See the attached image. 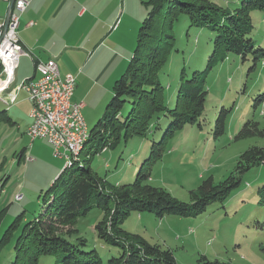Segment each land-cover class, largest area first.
Returning <instances> with one entry per match:
<instances>
[{
  "label": "rangeland",
  "instance_id": "374dc122",
  "mask_svg": "<svg viewBox=\"0 0 264 264\" xmlns=\"http://www.w3.org/2000/svg\"><path fill=\"white\" fill-rule=\"evenodd\" d=\"M114 4L117 11L102 38L111 27L117 29L123 19L121 34L117 33L101 47L96 59L85 70L89 79L85 78L79 89L81 96L91 88L96 100H106L96 118L91 116L90 119L87 113L95 104L85 102L87 108L83 107L82 111L90 133L106 114L107 105L114 97L115 81L126 71L137 48L140 29L153 8V0H118ZM252 18L254 27L250 36L264 50V12L253 10ZM173 34L172 50L160 78L167 87L170 101L175 103L181 83L192 78L196 71L203 73L208 94L202 127L186 124L165 141H161L163 135L156 141L150 136L122 140L95 155L91 165L111 182L127 183L135 180L145 164L151 184L164 187L178 199L190 202L192 191L204 180L213 176L216 183L222 181L234 170L244 151L264 146V135L238 137L249 120L258 122L260 129H264V56L261 51L257 63L254 54L245 59L234 53H216L214 31L207 26L192 25L186 13L178 15ZM115 51H119L121 58ZM33 68L32 62L23 59L15 84ZM224 107L231 112L225 134L217 138L214 134L216 118ZM29 109L24 91L10 106L0 98V115L9 116L15 122L9 123L2 119L5 116L0 117V213H3L0 239L20 218L19 229L14 230L12 240L0 254V264H11L20 227L43 212L47 190L66 162L53 156L46 140L31 141L25 133V127L32 121L28 117ZM23 148H27L24 155ZM80 157L86 158L84 154ZM263 185L264 165H257L244 174L242 185L228 197L225 205L214 202L206 212L194 216L158 217L148 210L132 211L123 220L122 227L151 243L171 248L176 264H201L203 256L234 264H264V201L257 193ZM104 215L103 209L93 208L80 216L74 227L86 239L88 249L95 248L108 259L111 251L116 252V247L108 245L96 230ZM52 260L47 257L40 264H52Z\"/></svg>",
  "mask_w": 264,
  "mask_h": 264
},
{
  "label": "trees",
  "instance_id": "16d2710c",
  "mask_svg": "<svg viewBox=\"0 0 264 264\" xmlns=\"http://www.w3.org/2000/svg\"><path fill=\"white\" fill-rule=\"evenodd\" d=\"M253 10L264 12V0H153L134 55L126 71L115 81L114 97L107 105L106 114L98 120L79 155L52 182L44 197L43 212L20 227L11 264H40L47 257L53 258L55 264H176L171 248L127 232L122 227L123 220L132 211L148 210L158 217L194 216L206 212L214 202L225 205L228 197L242 185L244 174L257 165H264V146L244 151L234 170L222 181L216 183L213 176L204 180L192 191L190 202L151 184L145 164L134 181L114 183L96 172L91 161L107 147L134 136H150L156 141L163 135L161 141H165L186 124L202 127L208 94L203 73L196 71L192 78L181 83L175 103L170 101L160 78L175 39L174 22L180 13H186L192 25L207 26L214 31L216 53H234L245 59L254 54L258 63L264 50L250 36L254 27ZM0 68L1 71L2 64ZM230 112L231 109L224 107L218 114L215 137L225 134ZM2 119L15 123L9 116ZM254 135H264V129H260L258 122L249 120L238 137ZM81 154L86 158L81 159ZM257 193L264 201V185ZM96 207L105 212L96 226L99 237L116 247L108 259L95 248L88 249L86 239L74 227L80 216ZM19 219L1 237L0 254L12 240L14 230L20 225ZM200 262L234 264L205 256Z\"/></svg>",
  "mask_w": 264,
  "mask_h": 264
},
{
  "label": "crops",
  "instance_id": "0c3cea01",
  "mask_svg": "<svg viewBox=\"0 0 264 264\" xmlns=\"http://www.w3.org/2000/svg\"><path fill=\"white\" fill-rule=\"evenodd\" d=\"M88 1H94L95 3L91 5ZM117 1L118 0H30L29 6L20 15L19 36L24 48L30 51L34 57L22 56L19 68L23 59L32 62L34 68L30 74L24 75L22 80L37 75L35 62L33 60L35 57L42 60L55 58L63 77L69 75L76 76L77 84L73 101L83 102L84 109L87 108L85 102L94 103L95 107L87 114L89 119L91 116H95L94 118H96L106 100L105 102L103 99L101 101L96 100L94 96L91 95V88L88 89L87 92H83L81 96L79 94V89L85 78L89 79L85 70L87 66L96 59L101 47L107 44L112 37H116L117 33L118 36L121 34L120 31L123 19L117 29L114 30L111 27L107 35L102 38V34L108 30L112 22L111 18L114 17V13L117 11L114 4ZM101 2L103 3L100 4ZM9 3V0H0V25L3 24L7 18ZM31 21L33 24L29 25ZM108 35L109 37L106 40ZM91 48H93V50L89 52ZM115 52L117 57L121 58L119 51ZM57 54L58 56L55 57L54 55ZM25 94L26 99L29 101L27 93ZM16 102L17 100L15 103ZM29 103L30 109L28 117L31 119V102L29 101ZM30 123L31 120L28 125ZM28 125L25 127L26 134ZM23 151L22 154L24 155L27 148H23ZM64 166L65 164L63 167Z\"/></svg>",
  "mask_w": 264,
  "mask_h": 264
},
{
  "label": "built area",
  "instance_id": "2783aa9c",
  "mask_svg": "<svg viewBox=\"0 0 264 264\" xmlns=\"http://www.w3.org/2000/svg\"><path fill=\"white\" fill-rule=\"evenodd\" d=\"M29 4L30 0H16L12 7L9 3L8 26L4 29L5 22L0 25V58H6L8 63V71H0V98L10 106L21 91L27 93L32 119L27 127L28 136L32 141L46 139L55 158L74 157L75 142L87 125L82 111L84 103L73 101L76 76L63 77L55 58L35 57L37 75L15 84L21 57H34L24 48L19 36L20 15Z\"/></svg>",
  "mask_w": 264,
  "mask_h": 264
},
{
  "label": "bare ground",
  "instance_id": "6f19581e",
  "mask_svg": "<svg viewBox=\"0 0 264 264\" xmlns=\"http://www.w3.org/2000/svg\"><path fill=\"white\" fill-rule=\"evenodd\" d=\"M1 59V64H2V71H8V63L6 58H0ZM90 137V131L88 129V126L86 125L83 131L82 136L77 139L74 145V157H68L65 159L66 163L69 164L72 162V160L77 157L80 153V151L83 149L85 143L88 141Z\"/></svg>",
  "mask_w": 264,
  "mask_h": 264
},
{
  "label": "water",
  "instance_id": "95a60500",
  "mask_svg": "<svg viewBox=\"0 0 264 264\" xmlns=\"http://www.w3.org/2000/svg\"><path fill=\"white\" fill-rule=\"evenodd\" d=\"M15 1H16V0H11V1H10V7H12V6L14 5ZM9 18H10V11H8V15H7V18H6V20H5V26H4V29H6L7 26H8Z\"/></svg>",
  "mask_w": 264,
  "mask_h": 264
}]
</instances>
